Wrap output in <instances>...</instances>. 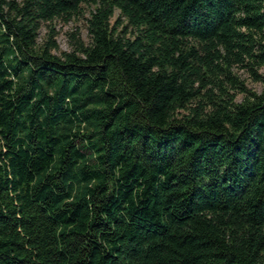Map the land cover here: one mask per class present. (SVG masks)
I'll list each match as a JSON object with an SVG mask.
<instances>
[{
  "label": "trees",
  "instance_id": "16d2710c",
  "mask_svg": "<svg viewBox=\"0 0 264 264\" xmlns=\"http://www.w3.org/2000/svg\"><path fill=\"white\" fill-rule=\"evenodd\" d=\"M263 65L264 0H0V264H264Z\"/></svg>",
  "mask_w": 264,
  "mask_h": 264
},
{
  "label": "rangeland",
  "instance_id": "374dc122",
  "mask_svg": "<svg viewBox=\"0 0 264 264\" xmlns=\"http://www.w3.org/2000/svg\"><path fill=\"white\" fill-rule=\"evenodd\" d=\"M92 10L91 4H81L80 9L77 13L71 15L67 19L64 18H54L51 21L43 22L37 31L36 43L41 44L47 37L49 30L51 29V35L56 48L52 50V53L60 55L62 51H69L72 48V34L76 38H79L84 44L89 42L86 30V19L89 16V11ZM118 15L117 10H114L109 23L114 24ZM124 23V20L120 17L119 22ZM120 26V25H119ZM120 29V27H118ZM129 30V29H128ZM126 36H130V33H126ZM259 72L264 74V65L259 68ZM236 75L243 80L244 85L252 90L259 91L260 84L253 82L245 72L240 69H235ZM235 100L241 99V94L237 91L234 92Z\"/></svg>",
  "mask_w": 264,
  "mask_h": 264
}]
</instances>
